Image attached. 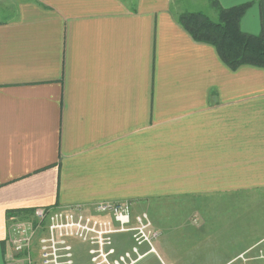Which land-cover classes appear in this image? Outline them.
<instances>
[{"label": "crops", "instance_id": "0c3cea01", "mask_svg": "<svg viewBox=\"0 0 264 264\" xmlns=\"http://www.w3.org/2000/svg\"><path fill=\"white\" fill-rule=\"evenodd\" d=\"M217 1L251 3L241 29L264 35V0ZM172 2L0 0V264L29 209L169 199L191 215L158 216L135 264H240L250 245L224 226L264 189V68L231 69Z\"/></svg>", "mask_w": 264, "mask_h": 264}, {"label": "built area", "instance_id": "2783aa9c", "mask_svg": "<svg viewBox=\"0 0 264 264\" xmlns=\"http://www.w3.org/2000/svg\"><path fill=\"white\" fill-rule=\"evenodd\" d=\"M132 206L131 201L104 200L93 206L38 207L36 222L11 225L12 251L5 264H75V242L86 244L91 264H135L155 252L160 232L146 211L134 214ZM123 233H130L133 242L119 251L115 235Z\"/></svg>", "mask_w": 264, "mask_h": 264}, {"label": "rangeland", "instance_id": "374dc122", "mask_svg": "<svg viewBox=\"0 0 264 264\" xmlns=\"http://www.w3.org/2000/svg\"><path fill=\"white\" fill-rule=\"evenodd\" d=\"M132 3L134 0H130ZM203 0H173V8L175 11L183 10V11H198L201 10L205 12L207 15H209L213 20H217L218 18V11L214 8L211 3L210 7L204 3H202ZM207 6V7H205ZM6 13L1 14L3 19L6 17ZM13 13L10 16H12ZM5 16V17H4ZM178 16V15H177ZM236 196H241V203L239 205H236L235 207L231 209H227L228 216H233L234 221L236 218H239L242 220L240 222H233V221H227L225 223V229H228L229 227H235L236 231L238 232L237 240H240L244 245L250 247L245 250L241 255H239V262L240 264H264V258L262 255H264V242L261 243V245H257L260 241L264 240V189L256 190L247 192V193H238L233 196L236 198ZM232 197V198H233ZM237 197V198H238ZM172 203V204H171ZM173 203L175 201L169 199V200H161L160 202H157V200L154 201H148L143 207L144 211H146L152 222L155 223L157 226V217L160 215H168L170 214V211H177L178 215L181 214H190L191 215V208L186 206V202L184 200L178 201L177 206H173ZM177 207V208H176ZM256 207V208H255ZM139 208H136L135 212H138ZM198 210L203 211V215H208L210 213L218 214L217 209H203L200 208ZM142 211V209H141ZM140 212V210H139ZM195 215V214H194ZM242 216V217H241ZM21 222L29 223V222H36L33 215H30L26 218V220H22ZM160 229V227H158ZM126 236V240L123 243L122 247H131L132 236L130 234V237L128 234L123 233ZM123 234H117L115 235V239ZM154 244L157 248V239L154 240ZM257 245V246H256ZM86 244H81L75 242V251L77 253V258L79 259V256L84 253V247ZM256 246V247H254ZM118 247V245H117ZM148 259V258H146ZM141 264V263H140Z\"/></svg>", "mask_w": 264, "mask_h": 264}, {"label": "trees", "instance_id": "16d2710c", "mask_svg": "<svg viewBox=\"0 0 264 264\" xmlns=\"http://www.w3.org/2000/svg\"><path fill=\"white\" fill-rule=\"evenodd\" d=\"M210 2L218 11L217 20L198 10L179 13L178 22L196 41L213 45L221 60L231 69L237 70L243 65L264 68V35L246 33L241 29V19L251 3L223 8L217 0ZM28 211L33 215L35 209Z\"/></svg>", "mask_w": 264, "mask_h": 264}]
</instances>
